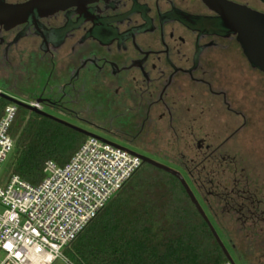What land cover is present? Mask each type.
<instances>
[{
  "label": "flooded vegetation",
  "instance_id": "1",
  "mask_svg": "<svg viewBox=\"0 0 264 264\" xmlns=\"http://www.w3.org/2000/svg\"><path fill=\"white\" fill-rule=\"evenodd\" d=\"M0 70L81 129L112 113L179 172L233 264H264V0H0Z\"/></svg>",
  "mask_w": 264,
  "mask_h": 264
},
{
  "label": "trees",
  "instance_id": "2",
  "mask_svg": "<svg viewBox=\"0 0 264 264\" xmlns=\"http://www.w3.org/2000/svg\"><path fill=\"white\" fill-rule=\"evenodd\" d=\"M8 103L0 97V117ZM9 132L14 148L5 174L32 185L42 180L47 160L65 164L88 138L22 106ZM63 253L71 264L229 262L179 180L144 162Z\"/></svg>",
  "mask_w": 264,
  "mask_h": 264
},
{
  "label": "built area",
  "instance_id": "3",
  "mask_svg": "<svg viewBox=\"0 0 264 264\" xmlns=\"http://www.w3.org/2000/svg\"><path fill=\"white\" fill-rule=\"evenodd\" d=\"M26 104L39 108L35 101ZM18 107L9 101L0 117V171L14 148L9 131ZM141 164L139 154L88 136L65 164L47 160L38 184L10 175L0 185V264H52L64 258V250Z\"/></svg>",
  "mask_w": 264,
  "mask_h": 264
},
{
  "label": "rangeland",
  "instance_id": "4",
  "mask_svg": "<svg viewBox=\"0 0 264 264\" xmlns=\"http://www.w3.org/2000/svg\"><path fill=\"white\" fill-rule=\"evenodd\" d=\"M0 73H5V71L0 70ZM4 92L10 93L9 91L5 90L4 88L0 87ZM87 118L89 119L90 122L97 124L98 126H87L85 128L86 131L99 136L101 138H104L112 143H115L119 146H122L124 148H127L139 155H145L146 151L143 149L139 148L138 146H135L131 143H129L126 140V134L124 132H121L118 127L115 126V116L112 113L109 114H102V113H97L93 112L91 115H87ZM162 147V150L174 154V149L171 148V145L165 144V142H162L160 144ZM8 159L3 163L2 169L0 171V185H3L6 183L7 179L9 176L5 174V167L7 165ZM240 244H237L239 246V249L241 252L245 250L246 246L244 245L243 241L241 239H238ZM226 249L229 252V248L226 246ZM64 258H58L55 260L52 264H71L65 254L63 253ZM258 257H256V254H253L251 256V259L254 261Z\"/></svg>",
  "mask_w": 264,
  "mask_h": 264
},
{
  "label": "water",
  "instance_id": "5",
  "mask_svg": "<svg viewBox=\"0 0 264 264\" xmlns=\"http://www.w3.org/2000/svg\"><path fill=\"white\" fill-rule=\"evenodd\" d=\"M1 97H4V98H6L9 101H12V102L16 103L19 106H22L24 108L30 109L32 111H36V109L34 107H30L26 103H24V102H22V101H20V100H18L16 98H14V97H12V96H9V95H7L5 93H1ZM46 116H48V117H50V118H52V119H54L56 121H59V122H61V123L65 124V125L73 128V129H75L77 131H80V132L84 133L87 136H95V137H98V136H96V135H94V134H92V133H90V132H88V131H86L84 129H81L79 127H76V126H74V125H72L70 123H67V122H65L63 120H60V119H58L56 117H53V116H50V115H46ZM139 156H140L142 162L149 163V164L155 166L156 168L162 169L163 171H165V172H167V173L175 176L176 178H178L180 180L181 184L183 185V187H184L187 195L189 196L190 200L192 201V203L196 204V206H197L198 210L200 211V213L205 217L204 213L202 212V210L197 205V202H196V200H195V198H194V196H193L190 188L188 187V185L186 184V182L184 181V179L182 178V176L179 174V172H177L176 170H174V169H172V168H170V167H168V166H166L164 164L158 163V162H156V161H154V160H152V159H150V158H148L146 156H143V155H139ZM210 230L213 233V235H214L215 239L217 240V242L221 245L224 253L226 254V256H227V258L229 260V262H231L233 264V261H232L231 256L229 255L228 251L226 250V248L224 247V245L220 241V239H219L217 233L215 232V230L212 227H210Z\"/></svg>",
  "mask_w": 264,
  "mask_h": 264
},
{
  "label": "snow or ice",
  "instance_id": "6",
  "mask_svg": "<svg viewBox=\"0 0 264 264\" xmlns=\"http://www.w3.org/2000/svg\"><path fill=\"white\" fill-rule=\"evenodd\" d=\"M6 247H10L9 245H6Z\"/></svg>",
  "mask_w": 264,
  "mask_h": 264
}]
</instances>
